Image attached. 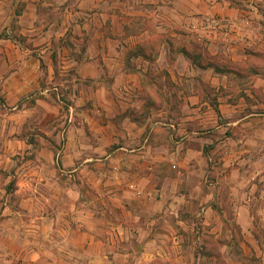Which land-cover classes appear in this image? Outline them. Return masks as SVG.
Returning <instances> with one entry per match:
<instances>
[{"label":"crops","instance_id":"crops-1","mask_svg":"<svg viewBox=\"0 0 264 264\" xmlns=\"http://www.w3.org/2000/svg\"><path fill=\"white\" fill-rule=\"evenodd\" d=\"M52 3H59L64 11L53 29L55 23L47 28L43 14ZM156 5L163 7L164 20L141 25L138 21L160 14ZM255 14L250 8L226 6L222 0H0V61L4 62L0 78L7 94L46 92L35 66L41 60L55 65L54 53L63 63L62 71L75 67L80 78L97 83L87 86L82 101L70 105L63 152L33 143L27 133L21 139L10 138L9 148L1 147L0 189L6 194L0 199V221L17 224V230L5 229L4 234L23 239L27 224L33 225L35 235H41V224H51L55 231L61 224L64 240L90 255L82 264H98L94 248H113L110 252L116 256L128 254L118 247L128 236L162 232L177 238V231L183 230L203 235L205 226H192L194 214L186 212L181 181L190 180L195 172L203 176L220 169L222 179L236 176L228 178L233 181L228 183V203L244 237V257L248 260V248L264 264V98L250 99L259 84L254 91L245 86L236 95L233 92V82L253 77L250 56H256L257 49L264 51V22L251 19ZM13 17L19 32L11 27ZM156 28L169 30L174 41L176 36L203 41V55L192 54L186 44L173 46L165 38L152 59ZM127 29L139 31L127 37L122 35ZM79 45L84 55L76 57ZM141 46H149L145 50L149 56L140 51ZM40 48L48 53L38 52ZM156 61L166 68L161 103L157 86L149 79L157 77ZM53 71L49 70V77L55 76ZM90 100L102 114L84 106ZM10 119H0L6 132L14 126ZM26 120L27 116L20 122L22 130ZM81 173L96 175L97 200L89 195L80 198V190L89 188ZM254 177L259 180L251 181ZM202 201V221L224 220L215 201ZM97 204L100 207H94ZM210 210L215 211L210 214ZM167 212L177 225L159 228L156 218ZM48 236L55 244V232ZM49 242L43 240V247L35 252L48 251Z\"/></svg>","mask_w":264,"mask_h":264},{"label":"rangeland","instance_id":"rangeland-1","mask_svg":"<svg viewBox=\"0 0 264 264\" xmlns=\"http://www.w3.org/2000/svg\"><path fill=\"white\" fill-rule=\"evenodd\" d=\"M222 2L224 5L226 4V6L229 7L250 8L251 11L254 10V12H256L254 17H251V19L264 22V0H222ZM156 7L158 9V13H160L159 15H156V18L151 16L148 19V17H146V21L140 20L138 22H140L141 25L148 26L155 24V21L159 22L164 20L163 16L165 14H162L164 13L163 11L161 12V8L163 7L158 8V5H156ZM18 8L19 7H17V9ZM46 8L47 9L45 11L43 10V14L47 19L44 23L46 24L47 28L50 24L55 23L52 27L53 29L56 24H59L62 21V18L64 17V11L60 7L59 3L46 5ZM172 19H176V17L172 15ZM10 24L11 27L16 30V32H19V23L16 22L15 17H13ZM106 31L111 33V29ZM137 31L139 30L127 29L125 32L121 33L122 35L127 36ZM184 31L185 32L182 33H197L196 30ZM51 32H49V34L47 32L49 37L51 36ZM42 34L46 35V33ZM165 38L170 40L173 46H181V44H186L189 48H191L192 54L194 53L203 55L205 46L203 41L197 39L196 37H189V40L185 37L184 39H179V36H176L177 41H174L172 39L175 37L167 29L156 28L155 35L152 36L153 41L150 45L151 48L155 45V43L164 41ZM54 44L57 45L58 42L54 41ZM75 47L78 50L80 45ZM148 48L149 46L146 47L147 50ZM42 50L43 48H40L38 52L40 51L42 54H46L47 51ZM74 54H76L77 57L78 55H84V52L80 53L78 50L77 52L74 51ZM256 54V56H250L251 59L248 61L250 62V68L253 77L247 78L245 82H233V92L235 95L237 94L238 90L242 89L243 91L245 86L250 89L252 88L254 91L257 87L256 84H259L257 91H254V96L250 97L251 100L264 98V51L257 49ZM259 54H262V56ZM44 63L46 65L45 67H41V65L39 66L38 62L37 67L35 66L36 70L40 71L39 81L41 86L48 89L44 93H42L41 90H32L26 93L17 94L15 96L14 94H7L3 88V82L1 80L2 78H0V119L12 118L10 120H12L14 123V126L7 129L8 132L4 131L3 125H0V149L1 147L5 148V146L9 148L8 142L11 141L10 138L16 136L17 139H21V134L27 133L29 134L30 138H34L33 143H37L41 146L43 145L53 149L56 152H63L64 146L67 142L66 121L68 116H70V105H74L77 101H82V96L85 93V89L87 90L89 88L87 86L97 85V83L90 79L80 78L76 73L75 67L71 68L69 71H62L64 69L63 63H59L58 59L55 62V65L50 61H45ZM132 64L133 61L130 58L127 59L128 69L133 67ZM1 65H4V62L0 61V68ZM163 66L164 64L156 61L153 65V69L156 70L157 77H149L152 82H155L157 91L160 93L161 99L159 100L161 101H157L160 103L163 102L162 99L165 97L164 77H161L164 75L166 68ZM28 67L30 69L34 68L32 63H30ZM50 69L54 70V77H49ZM238 85L240 88L237 87ZM246 93L247 91L245 92V95ZM175 100H177V97ZM15 106L16 108L11 109ZM84 106L94 109V111L92 110L94 114H102L93 107L91 100L88 101ZM146 111L147 110L144 112ZM178 111H180V108H178L177 112ZM73 114L74 117L76 116V118H79L78 115H75V111ZM26 116L27 120L25 121L24 128L22 130L20 122L22 118H25ZM18 130H20V134L17 133ZM47 131L52 135H47ZM65 176L68 177L69 175H66V173L62 174V179L66 180L67 177L64 178ZM78 176L79 174L76 173L77 181H81ZM80 176L86 179L87 185L89 186L88 190L84 188L80 190V198L87 199L91 197L94 200H97L96 193L100 191V188L94 181L96 180V175L94 174L90 176H84L83 173H81ZM223 176L224 171L221 172L219 169L218 173L212 171L203 174V176L195 172L191 175L190 180L188 179L181 181V190L185 192L184 195L187 197L185 207L188 208V211L186 212L194 214L193 216L195 219L190 220L192 226H196V228L202 227V225L205 226V228H201L203 235L201 232H194V235V233H192L190 230L177 231L178 234H180L177 238H174L170 235L166 236L165 233L162 232H159V234L156 236L151 237H137L133 235L125 237L123 240L121 239V244L119 242V249H121L122 252L128 251V254L116 256L114 252H110V250L113 248H108L104 251L102 249L100 250L99 248H94L92 250L93 257H97L98 264H109L108 257H105L106 255L109 256V260H113V264H263L261 263L260 257H257L256 253L254 251V253H252L248 248V260H246V257H244V250H246L243 242L244 237L240 226L235 219H232L233 209L228 203L230 197L228 183L233 182L230 179H234L236 176L229 174L228 178L230 179L227 177L222 179ZM206 179L208 180L206 181ZM218 179L220 180L221 186ZM254 180H259V178H251V181ZM211 183L214 184L211 185ZM48 189L50 188L48 187ZM51 190L53 191L55 189L51 188ZM5 192L6 190H4V188L0 189V196L3 195L2 198L0 197L1 200L5 198ZM87 195H89V197H87ZM76 196L79 198L78 192L76 193ZM204 198L209 199L211 202L215 201L217 209L219 207L224 213L223 221H214L212 219L214 222L210 221L209 223H205L200 219L202 218V214H204V210H202L203 206H201L200 202H204L202 201ZM217 201H219V203H217ZM98 206L99 204L95 205L94 207L97 208ZM214 211L215 210H210V214H212ZM164 214V217L158 216L156 218V224L159 228L163 226V224L171 223L173 226L177 225V222H175L172 217V213L167 212ZM165 219H167V221H165ZM58 225H60V227L55 231L52 229L51 224H41V235H35V231H33L32 227L33 225L27 224L24 227L27 235L22 239L20 237L13 238L6 236L4 234V230L11 228L17 230V224H13L12 226V224H8L4 220H1L0 264H82V261H84L85 258L88 259L90 255L77 251L76 247H73L71 241L64 240V228L61 224ZM52 232H55L57 241L62 240L61 243L58 244L57 241L55 244L49 242L48 239H50V237L48 234ZM106 234L109 236V233L106 232ZM142 239L143 241H141ZM43 240L49 242L50 245L47 247L49 250L47 251L42 248L41 252L36 253L35 250H39L41 247H43ZM79 243H81V241ZM254 248H256V246ZM51 249L54 250V252H52ZM229 256H231V260L229 259Z\"/></svg>","mask_w":264,"mask_h":264},{"label":"trees","instance_id":"trees-1","mask_svg":"<svg viewBox=\"0 0 264 264\" xmlns=\"http://www.w3.org/2000/svg\"><path fill=\"white\" fill-rule=\"evenodd\" d=\"M23 38H19V40H22ZM158 45V46H157ZM160 45H161V42H157V43H155V45L150 49L151 50V58L153 59L154 58V55H152V54H154V53H157L158 52V50H159V48H160ZM156 47V48H155ZM154 49H156V50H154ZM146 49L145 48H143V46H141V49H140V51L141 52H144L145 53V55H147V56H149L148 54H147V52L145 51ZM154 51V52H153ZM53 61L54 62H56L57 61V57H56V54L54 53L53 54ZM46 65H45V63H44V61L43 60H41V67H45ZM218 109V108H217ZM218 111V110H217Z\"/></svg>","mask_w":264,"mask_h":264}]
</instances>
